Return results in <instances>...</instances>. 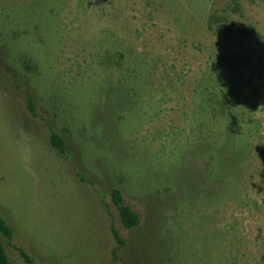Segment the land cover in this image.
<instances>
[{
	"label": "rangeland",
	"instance_id": "obj_1",
	"mask_svg": "<svg viewBox=\"0 0 264 264\" xmlns=\"http://www.w3.org/2000/svg\"><path fill=\"white\" fill-rule=\"evenodd\" d=\"M0 213L11 264H264V0H0Z\"/></svg>",
	"mask_w": 264,
	"mask_h": 264
},
{
	"label": "trees",
	"instance_id": "obj_2",
	"mask_svg": "<svg viewBox=\"0 0 264 264\" xmlns=\"http://www.w3.org/2000/svg\"><path fill=\"white\" fill-rule=\"evenodd\" d=\"M247 32L248 31H246V33ZM27 104L29 105L31 111L34 112L35 103L31 97L27 98ZM50 142L51 145L56 148L59 152H67L68 149L65 140L57 132H52ZM112 199L115 206L117 207L122 225L127 229L137 227L140 224V215L138 214V212L134 211L132 207H130L124 202L121 191L119 189H114L112 191ZM113 234L115 236L116 241L121 245L123 243V240L121 239L120 234L115 230H113ZM1 236L6 238L10 243L14 238V233L11 225L0 213V264H11L4 244L1 240ZM18 250L27 264H36L33 258L25 250L21 248H18Z\"/></svg>",
	"mask_w": 264,
	"mask_h": 264
}]
</instances>
